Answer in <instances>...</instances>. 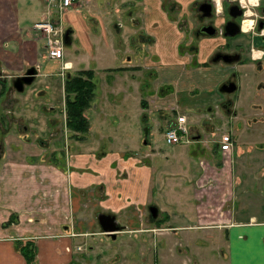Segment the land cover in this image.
<instances>
[{"label":"rangeland","instance_id":"rangeland-1","mask_svg":"<svg viewBox=\"0 0 264 264\" xmlns=\"http://www.w3.org/2000/svg\"><path fill=\"white\" fill-rule=\"evenodd\" d=\"M88 1L79 6L68 5L60 10L57 16L62 20L64 30L69 25L71 26V39L64 43L61 57H49L43 50V54L37 53V59L41 63L39 67L43 72L48 71L49 74H37L31 82L25 83L22 92L15 88L13 90L11 85V79L14 78L15 74L24 70L15 71L25 65L26 59L22 55L21 46L13 44V47H10L11 41L0 45V69L6 70L2 71L1 69L0 72L6 76L4 79L0 78V83L4 81V85L0 86V133L14 134L25 130L30 133L31 128H34L42 134L41 137L46 135L49 138L43 140L44 145H48L49 148L43 147L44 152L42 153L52 154L56 164L58 161L64 160L65 165H69L70 170L74 171L79 168V165L75 164L79 156H88V159L93 158L94 161L93 155L97 154V151L103 150V154L112 156L115 160L114 166L116 165L117 170L115 174L117 177L115 178L118 186H120L118 194L121 199L119 200L134 199L135 192L127 190L125 185L127 179L131 181L132 176L138 177L136 167L141 166L144 162H151L152 167L156 166L153 173L156 188L154 187L152 192H148V198L143 205L130 207L132 212L140 214V220L138 223H125L121 220L122 216L116 213L118 221L120 220L124 225L114 232V237L101 230L96 216L98 210H110L104 207L100 209L94 205L88 207V202L85 214L88 215L89 219L81 223V228H76L74 221L70 223L72 226L75 225L71 229L79 230L77 232L80 233L69 244V249L73 252L71 264H228L222 251L225 249L224 240H226L222 223L206 225L189 223L188 227H175L173 223L176 224L177 220H174L173 215H167L163 219L156 220L163 215V205L168 212L178 209V200L184 199L179 197L180 180L183 176L186 177L190 171H193L194 165L197 164L196 166H198L200 158H206V154L200 149H198V153H192L195 146L200 144L195 142L184 144V141L173 144L166 142L162 136L163 127L165 126L164 123H167L170 118H175L181 111L186 115L185 123L187 125L196 124L200 128L205 127L206 123H211L215 126V131L218 134L225 136L230 131L239 144L243 140L245 149L243 155L246 157L247 166L251 163L252 155L257 152L260 153L259 155L262 154L261 158L257 160L264 165V88L258 87L257 84V80L262 78L259 74L263 70H255L249 64L231 66L222 61H206L205 55H198V62L195 63L193 54L190 55V49L185 48L191 44L190 21L187 22L186 19H182L183 16H180L189 15L188 3L190 0ZM127 1H135L138 7L142 1H145L157 9L156 15H153L155 19L152 21V25L159 26L161 35L150 44L143 45L140 41L131 39L134 34L132 33L134 32L132 28L134 24L130 21L133 24L130 25L128 14H126ZM117 5L118 9L115 8ZM19 6L18 22L22 27L20 32L23 38L31 42L33 40L29 38L35 36L32 27L36 18L33 17L34 13L31 6H24L22 9L21 4ZM47 8L52 9L55 13L58 10L57 6L44 4L41 8H39V4L37 6L38 11H46ZM120 22H122L120 25L122 32H119L121 38H118L113 25H118ZM129 34L131 35L129 36ZM177 37L178 86L185 91V94L179 96L177 102V97L173 98L174 90H172L168 96L173 98L171 99L173 101L165 99L163 102L162 93L158 95L153 92L154 98L151 100L156 104L150 105V100L145 99L148 101V105L142 104L141 97L145 95L149 98L150 96L145 94L144 89L140 88L144 70L142 67L141 69L138 67L145 66L144 64L155 65L158 71L157 75L160 76L151 77L153 78V85L157 86L159 82L162 83L165 79L161 76L174 71L173 61L176 60ZM43 41H46L44 36L38 39L36 43L43 45ZM181 45L184 46L181 47ZM136 51L142 57L138 56L141 59L137 62L140 63L139 66H130L127 70L105 68L111 64H120V60H124L127 56H132L131 63L134 64ZM5 58L8 59L9 65L2 64ZM61 59L72 62L63 74H61ZM78 66H91L95 69L96 75L94 98L86 108L90 126L85 139L72 137L69 130L64 127L66 113L62 110L64 93L62 91L63 81L60 76L64 77L66 70L70 69L68 72H72ZM237 67H239V72L236 73L237 87L231 92L221 91L219 84L223 77L229 70ZM244 68H247L246 72H243ZM43 80H46L52 87L48 90L49 94H54L53 97L49 95L51 100L47 102L56 99L60 103V106L55 108L53 112L52 110L48 111L46 105L40 104L43 103V99H46L45 95H38L34 98L30 94L31 88L39 85V83L43 84L45 82ZM15 91L23 93V97L26 99L32 96L31 99L35 104L15 105L10 101L12 95L7 97L8 93L12 94ZM217 93H224L232 98L236 110L235 115L225 114L221 119L218 116L208 118L203 115L205 110L209 109L208 106L212 107L216 104ZM167 100L173 104L176 103L178 110L175 111L171 104L167 105ZM185 100L202 106L201 111L198 112L197 107L192 109L188 107V104H182ZM155 105L162 106H159L158 109ZM154 106L155 108H153ZM49 112L56 116H49ZM205 140L207 144H211L209 137L208 139L206 137ZM249 146L253 147L247 149L246 147ZM1 148L0 145V150ZM154 149L157 154L145 156L142 153V150L151 151ZM191 156L194 157V164L190 160ZM69 157L71 158L70 164L68 163ZM234 161L235 158L232 159V162ZM91 182L90 188L97 185L94 180ZM77 188H75L76 191ZM247 189L248 192H251V196L245 210H256L255 198L252 195L260 194L262 196L264 187L260 184L250 183ZM159 196L161 206L158 204ZM150 203H155L157 206V213L154 217L149 210L148 205ZM262 203H264L263 197L260 204ZM226 207L217 206L216 212L222 210L221 214H223ZM204 208V205L201 204L200 209L205 210ZM176 212L178 214V210ZM10 215L1 222L3 225L0 226V229L13 232L15 226L9 222ZM213 218L216 217H211V219ZM25 223L23 221L20 224L24 225ZM22 229L27 232L30 230L29 227H22ZM46 261L49 262L47 259ZM6 262V257L1 255L0 264H6Z\"/></svg>","mask_w":264,"mask_h":264},{"label":"crops","instance_id":"crops-1","mask_svg":"<svg viewBox=\"0 0 264 264\" xmlns=\"http://www.w3.org/2000/svg\"><path fill=\"white\" fill-rule=\"evenodd\" d=\"M91 1L89 0L88 2ZM25 3L27 4L24 5ZM46 3L45 0H0V45L8 43V41H11L10 47H13V44L20 45L22 55L26 59L25 65L15 71L24 69L28 64H34L37 69L35 76L40 73L49 74L48 71L43 72L39 67L41 63L37 59V53L41 52L43 54L40 51L42 50L41 43L40 45L36 43L42 36L32 27L35 31V36L34 38H29L33 40L29 42L30 40L22 37L20 32L22 27H20L18 22L20 4L21 9L24 6H31L34 13L33 17L37 20L46 12L44 10L38 11V4L39 8H41L42 4L47 6ZM133 3L132 10L127 13L129 22V15H131L137 23L132 26L133 24L130 22L134 31L132 33L138 35V32H141L140 35L145 38L151 35L153 36L152 38L156 39V37L161 35L159 26L152 25V21L155 19L153 15H156L157 9L148 5L145 1H143L144 5L141 4L142 6L140 5L139 7L135 4V1ZM138 4L140 3L138 2ZM180 16H183L182 19L188 21L187 14ZM70 27L69 25L68 29L72 31ZM113 27L118 34V38H121L119 32H122V27H118L115 24ZM183 46L181 45V47ZM187 47L190 48V46H185V48ZM4 52L7 51L4 50ZM189 52L190 55L193 54L191 49ZM135 55H137L136 52ZM175 59L173 61L175 65L173 73L161 76L165 79L163 82L167 84V88L164 89L161 95L163 102L165 99L173 101L171 99L176 97L178 102V97L185 94V91L179 86L177 91L175 86L178 69L177 44ZM120 61V64H111L105 68L127 70L130 66H134L131 63L132 56H127ZM2 64L9 65L8 59L5 58ZM53 73L55 72L53 71ZM0 76L1 79L6 77L1 73ZM60 79H62V75ZM43 81H45L43 84L39 83V85L33 86L30 94L34 98L38 95H45L46 99H43V103L40 104L46 105L48 111L52 110L53 112L55 108L60 106V103L56 99L52 100V102H47L51 100L49 95L53 97L54 94H49L48 90L52 87L46 80ZM3 82L0 84L4 85ZM140 88L144 89L145 94L150 96L147 98V96L143 95L140 99L142 104H144L145 100L153 99L152 93H147L148 87L143 83V79H141ZM172 90H174V97L170 98L168 95ZM17 91L12 93V99L10 100L15 105H23V103L35 104L31 99L32 96L26 99L23 97L22 91L19 93ZM216 96V104L212 107L208 106L209 109L205 110L203 115L208 117L209 113H211V115H217L220 119L225 114L235 115L234 102L229 103L225 107V105L221 104L222 93H217ZM168 101L167 105L171 104L173 109L177 111L178 105ZM185 103L188 104V107L192 109L197 107L198 112L201 111L202 106L195 105L187 100L182 104ZM155 106L159 109V106L162 105ZM86 113L87 110H85ZM179 113L183 112L179 111ZM48 115L55 116L50 112ZM173 119L170 118L169 121L172 122ZM89 126H87L88 129L85 130L79 139L86 138L85 135L89 130ZM214 127L211 123H206L205 127L200 128L196 124L187 125L186 137H183V140L180 141H184V144H192L194 142L200 144L195 146L192 153L196 154L198 149H200L206 154V158H200L198 166H196L197 164L194 165L193 171H190L191 173L189 172L186 177L183 176L180 180L181 186H178L179 197L184 199L178 200V214L176 209H173V212H168L165 205H163L164 212L159 218L163 219L166 215H173L175 217L174 220H177L176 224L173 223L175 227H188L189 223L193 225L194 223L197 225L222 223L226 239L224 240L225 249H222V251L228 264H264V203L260 204L262 197L264 198V191L261 193L262 196L260 194L252 195L255 198L256 210H245L251 196V192H248L247 189L249 184L255 183L264 187V165L257 160L261 158L262 154L259 155V152L253 154L251 163L247 166L245 163L246 157L243 155L245 153L243 140L239 144L230 131L227 137V135L218 134ZM31 129L30 133L27 130L14 134L9 132L0 133V145L2 147L0 150V226L2 227L3 224L1 225V222L5 221L10 214H12V219L9 222L15 226L13 232L0 229V256L6 257V264H27L13 240L28 237L32 238L37 245L36 259L33 264H69V262L71 264L73 262V252L70 251L69 244L80 233L77 232L79 230L71 229L75 225L72 226L70 223L74 221L75 227L81 228V223L89 219L88 215L85 214L88 202V207L94 205V207L98 206L97 208L100 209L102 207L107 208L113 213L115 212V214L119 213L122 216L121 220L125 223H138L140 214L132 212L133 210L130 207L133 205L138 206L139 204L143 205L146 198H148V192L150 193V191L154 190L155 180L153 173L155 172L154 169L156 170V166L152 167L151 162H144L141 166L136 167L138 177L132 176L131 181L127 179L125 185L127 190L135 192L134 199L119 200L121 199L118 194L120 186H118L115 178L117 177L115 175L117 170L112 156L103 154V150H99V152H96L97 154L93 155L94 161L93 158L88 159V156H79L76 160L77 163H75L79 165V168L75 171L70 170V166L65 165L64 160L62 162L58 161L56 164L52 154L42 153L44 152L43 147L49 148L48 145H44L43 141L45 140L44 138L48 137L46 135L41 137L42 134L39 131L34 128ZM206 137L207 139L209 137V140L211 139L210 145L206 143ZM226 137L230 140V143L225 147H221L220 143L227 139ZM78 141L81 142V140ZM252 147L246 148L250 149ZM142 153L148 156L149 154H157V151L155 149L151 151L142 150ZM166 157L168 156L166 155ZM233 158H235L234 162H232ZM193 159L194 157L191 156L192 164L195 163ZM68 163H71L70 157ZM93 180L97 182V185L90 188ZM75 188H77V191ZM160 199L159 196V206H161ZM201 204L204 205L205 210L200 209ZM221 205L223 207L227 206L223 214H221L222 210L218 213L216 212V207ZM209 216L216 218L211 219ZM23 221L26 223L21 225L20 223ZM22 227H29L30 230L28 232L24 231Z\"/></svg>","mask_w":264,"mask_h":264},{"label":"flooded vegetation","instance_id":"flooded-vegetation-1","mask_svg":"<svg viewBox=\"0 0 264 264\" xmlns=\"http://www.w3.org/2000/svg\"><path fill=\"white\" fill-rule=\"evenodd\" d=\"M127 2L128 4H126L127 6H125V8L127 10V13H129V11L132 10L134 3L133 1H130V2L127 1ZM142 4H143V1H142ZM222 5H223V11L217 14L216 5L214 3V0H190V2L188 3L189 10H190L189 12L190 16L187 14V17H188V21H190L189 32L191 34L190 35L191 44H190L189 49H191L193 56L195 57V60H194L195 63L198 62L197 61L198 55H201V56L205 55V58H207L206 61H222L227 64H230L231 66H234L236 64L243 65V66L246 64H249L255 70H263L259 74L262 76V78L257 80V84H258V87L264 88V0H260L259 7H252L251 5H249V8H251V11L254 13V15L249 16V17H246L244 15V13L248 9L243 8L241 6V0H222ZM115 8L118 9V5L115 6ZM129 16H130L129 17L130 21L135 26L137 24L136 20L134 19L133 16L131 15ZM176 20H177V27H178V9H177V19ZM245 20L255 21L254 28L249 30L247 33L242 31V26ZM120 25H122V22L118 23L117 26L120 27ZM140 33L139 35L133 34L131 39L138 40L143 45H146L147 43L150 44V42H153L155 40L154 38H152L153 36L151 35L148 38H145L141 36ZM254 52L258 55L259 58L253 59ZM177 54H178V37H177ZM138 56L142 58L140 53L135 55L134 66L140 65V63H137L141 60ZM144 65L145 66L138 67L140 69L142 67L144 70V72H142L144 75L143 83L145 84L146 87H148V91L150 93L155 92L156 94L160 95L161 93L164 92V89L167 88L166 87L167 84L164 82L162 83L159 82L157 86H154L153 78L151 77L160 76V75H157L158 71L156 70V66L152 64H144ZM177 65H178V61H177ZM69 70H66V72L64 73L65 74L64 77L67 74L71 73V71L68 72ZM245 70H247V68H244L243 72H246ZM3 71H6V70L3 69ZM0 72H1V69H0ZM23 72L24 70L22 72L15 74L14 78L11 79L12 81L11 85L13 86L12 88L13 90L14 88L16 90H21V89H17V87L15 86L14 79H16L18 74H21ZM237 72H239V67L232 68L225 74V76L223 77L222 81L219 84V89L221 91L231 92L237 87L238 85L236 84L237 83L236 81ZM177 73H178V69H177ZM146 78H149V79L147 80ZM32 79H34V77ZM32 79L30 80L32 81ZM62 79H64L63 76H62ZM25 83L26 82L23 83L22 89H24ZM175 86L178 91V74H177V83ZM9 95L11 96L12 94L8 93L7 97H10ZM221 97H222L221 104L225 105V107H227V105L232 102V98L229 95L222 93ZM143 103L145 105H148V101H144ZM152 104H156V103L150 99V105ZM63 111H64V108H63ZM160 116L162 117V115ZM212 117L214 116L211 115V113H209L208 118H212ZM64 127L66 128L65 123H64ZM69 133H70V130H69ZM163 135H164V132L162 133V136ZM226 135L227 137L229 136L228 134ZM225 140H227L230 143V140L228 138ZM150 204H155V203H150ZM102 211L113 213L111 211H106V210H102ZM96 216H97V213H96ZM154 216L156 215H152V217ZM117 222L122 224L118 220Z\"/></svg>","mask_w":264,"mask_h":264},{"label":"trees","instance_id":"trees-1","mask_svg":"<svg viewBox=\"0 0 264 264\" xmlns=\"http://www.w3.org/2000/svg\"><path fill=\"white\" fill-rule=\"evenodd\" d=\"M63 78L65 126L70 130L72 137L80 138L84 131L88 129L87 126L90 125L85 110L94 98V89H96L95 71L91 66H78ZM11 219L12 214L9 220ZM156 220H160V218L158 217ZM14 241H16L15 244L24 256L26 263L33 264L37 251L35 241L29 237L16 238Z\"/></svg>","mask_w":264,"mask_h":264},{"label":"built area","instance_id":"built-area-1","mask_svg":"<svg viewBox=\"0 0 264 264\" xmlns=\"http://www.w3.org/2000/svg\"><path fill=\"white\" fill-rule=\"evenodd\" d=\"M47 3V6H57L56 13L55 11H52V9L47 8L46 12L44 13H52L55 16L59 15V12L62 8L65 6L76 4V5H83L85 0H45ZM37 31V33H40V35L43 36H49L56 39L58 35H60V30L56 29V25L54 24L52 19H47L46 17L40 16L35 25L33 26ZM64 45L54 42L52 45H49L48 43L43 41V45L41 43V49L45 52L46 55H52V56H60L63 52ZM40 50V51H42ZM43 53V52H42ZM186 115L183 113H178L175 118L171 121H168L165 123L163 132H166L168 136L171 138V143L178 142L180 140H183V136L185 132L187 131V125L185 122ZM228 141H222L221 147H225L228 145Z\"/></svg>","mask_w":264,"mask_h":264},{"label":"water","instance_id":"water-1","mask_svg":"<svg viewBox=\"0 0 264 264\" xmlns=\"http://www.w3.org/2000/svg\"><path fill=\"white\" fill-rule=\"evenodd\" d=\"M70 29L66 28V30L64 31L63 37H64V41L68 42L71 39V33H70ZM24 72L21 74H18L17 76H19L20 78L18 79V82H16V87L17 89H21L22 90V80H24L25 82H30L33 77L35 72H37L36 67H34V64H29L27 66L24 67ZM22 77V78H21ZM21 80V81H20ZM233 87V85H232ZM231 87V88H232ZM149 210L150 213L152 215H156L157 213V206L156 204H150L149 205ZM97 219L99 221V224L101 226V229H103L104 231L110 233L111 235H113V237L115 236V231L119 228L122 227L123 223L120 224L117 222V218L115 217V214L110 213V212H105V211H97Z\"/></svg>","mask_w":264,"mask_h":264},{"label":"bare ground","instance_id":"bare-ground-1","mask_svg":"<svg viewBox=\"0 0 264 264\" xmlns=\"http://www.w3.org/2000/svg\"><path fill=\"white\" fill-rule=\"evenodd\" d=\"M87 0H85L84 2H86ZM83 2V3H84ZM85 4V3H84ZM71 5H75L76 6V4H71ZM43 17H46L47 19H52L53 20V22H54V24L57 26L56 27V29H59L60 30V35H58V37L56 38V39H54L53 37H49V36H46V35H44V38L46 37V43H48L49 45H52V43H53V41L54 42H57V43H60V44H62V45H64V37H63V34H64V29H63V25H62V20L60 19V17L59 16H55L54 14H52V13H44L43 14ZM37 21V20H36ZM36 21H34V25H35V23H36ZM33 25V26H34ZM62 55V54H61ZM61 55L59 56V57H61ZM49 57H52V55H49ZM54 57V56H53ZM61 63H62V65H61V74H63V72H64V70L66 69V68H68V67H70V64H71V62L70 61H68V60H65V59H61ZM20 77L19 76H17L16 77V79H14V84L16 83V82H18V79H19ZM22 78V77H21ZM16 81V82H15ZM21 81V80H20ZM25 81L24 80H22V85H23V83H24ZM27 83V82H26ZM15 86H16V84H15ZM164 138H165V140H166V142H168V143H171V138L168 136V134L166 133V132H164Z\"/></svg>","mask_w":264,"mask_h":264},{"label":"clouds","instance_id":"clouds-1","mask_svg":"<svg viewBox=\"0 0 264 264\" xmlns=\"http://www.w3.org/2000/svg\"><path fill=\"white\" fill-rule=\"evenodd\" d=\"M214 3L216 5V12L217 14L221 13L223 11V5H222V0H214ZM249 5L252 7H259L260 5V0H241V6L243 8L248 9L244 15L246 17L254 15V13L251 11V8H249ZM255 25V21L253 20H245L244 24L242 26V31L247 33L249 30L253 29ZM259 58L258 55L254 52L253 53V59Z\"/></svg>","mask_w":264,"mask_h":264}]
</instances>
